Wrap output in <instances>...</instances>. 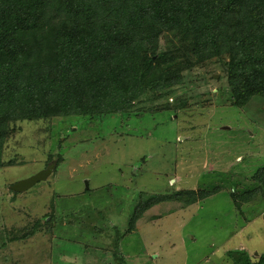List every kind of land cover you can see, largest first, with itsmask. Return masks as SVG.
Masks as SVG:
<instances>
[{"label": "rangeland", "instance_id": "1", "mask_svg": "<svg viewBox=\"0 0 264 264\" xmlns=\"http://www.w3.org/2000/svg\"><path fill=\"white\" fill-rule=\"evenodd\" d=\"M166 35L158 52L169 47ZM46 40L54 46L47 32ZM229 61L227 54L184 70L181 84L144 96L121 121L118 114L50 116L53 105L42 97L36 107L46 116L3 117L0 128L8 125L10 136L0 168V264H115L116 224L127 264H232L230 250L257 260L264 253V187L253 177L264 168V99L231 104ZM23 99L15 105L29 113L31 99ZM50 164L47 179L12 192ZM215 187L191 205L174 196ZM140 194L162 201L125 234ZM51 215L52 224H44ZM37 221L45 226L31 234Z\"/></svg>", "mask_w": 264, "mask_h": 264}, {"label": "trees", "instance_id": "2", "mask_svg": "<svg viewBox=\"0 0 264 264\" xmlns=\"http://www.w3.org/2000/svg\"><path fill=\"white\" fill-rule=\"evenodd\" d=\"M46 32L54 46L47 43ZM43 33L45 39H40ZM166 33L181 46L166 35L169 47L158 52V38ZM227 54L231 104L241 108L264 99V0H0V121L46 116L36 107L41 97L53 105L50 116L101 119L118 114L121 121L144 96L168 94L167 89L181 84L184 70ZM18 98L31 99L29 113L17 108ZM9 136L8 125L2 126L0 168ZM58 155L62 162L64 156ZM253 178L264 187V168ZM219 190H182L174 196L191 205ZM108 193H103L105 201ZM140 195L125 234L134 231L144 211L162 201ZM50 217L44 224H52ZM44 224L35 222L30 233ZM117 226L115 264H127L120 250L124 235ZM226 255L232 264H264V253L257 260L246 250Z\"/></svg>", "mask_w": 264, "mask_h": 264}, {"label": "water", "instance_id": "3", "mask_svg": "<svg viewBox=\"0 0 264 264\" xmlns=\"http://www.w3.org/2000/svg\"><path fill=\"white\" fill-rule=\"evenodd\" d=\"M53 168H54V164H50L48 169H46L45 171H42V172L34 175L31 178H28V179L22 180L16 184H13L11 187L12 190H14L15 192L27 191L28 189L33 187L38 182L47 179V177L51 174ZM86 186H87V188L89 187L88 182H86Z\"/></svg>", "mask_w": 264, "mask_h": 264}]
</instances>
